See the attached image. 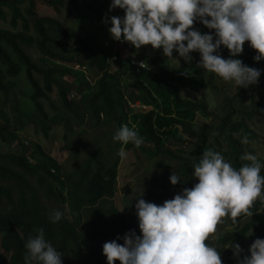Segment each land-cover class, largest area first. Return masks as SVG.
I'll use <instances>...</instances> for the list:
<instances>
[{"label":"trees","instance_id":"1","mask_svg":"<svg viewBox=\"0 0 264 264\" xmlns=\"http://www.w3.org/2000/svg\"><path fill=\"white\" fill-rule=\"evenodd\" d=\"M42 5L56 13L61 9L81 14L94 10V16H103L98 0H0V22L6 25H0V96L4 103L13 99L16 77L24 73L31 99V107L25 111L17 102L12 103L13 123L0 105V140L7 144L17 141L21 150L0 151V264H25V242L39 227L63 254L62 264H107L102 254L104 242L123 236L129 229L140 234L137 217L119 211L114 200L119 148L135 150L148 160H160L161 174L154 175L152 188L144 189L145 200L156 204L197 182L192 166L206 149L219 152L236 168L248 163L240 157L253 154L254 143L260 140L254 118H264V59L254 61L255 50L244 45L237 58L262 70L258 83L237 88L230 98L222 97L219 113H211L209 100L221 96L233 81L226 82L201 68L200 56L191 53L192 63L180 57L176 66L154 70L162 58L144 61L130 54L99 53L56 15L40 13ZM221 55L227 58L229 54ZM79 67L89 71L93 83ZM60 73L72 75L73 80L62 79ZM203 89L206 93L200 97L184 94L186 90L199 93ZM70 90L77 95L76 101L69 99ZM51 95L56 96V102ZM246 95L249 103L243 104ZM136 102L147 108L128 113V104ZM198 113L210 117L209 121L193 122ZM85 119L90 129L82 127L80 131L93 133L89 140L92 147L78 139L68 171H63L61 163L40 143L24 141L18 132L25 123H35L46 136L54 124L63 122L65 142L74 125L82 126ZM122 124L135 125L144 137L139 148L132 143L112 142L114 132L104 130L112 125L118 130ZM245 134L248 144L241 143ZM171 139L188 143L189 149L170 148L167 144ZM170 161L175 163L173 167L164 165ZM172 171L183 182L172 185ZM54 209L64 213L56 223L49 220ZM251 211L252 216L242 215L236 224L225 217L209 237L207 243L218 251L224 248L223 264H236L231 248H226L231 242L239 243L246 255L254 239L264 238V201L257 200Z\"/></svg>","mask_w":264,"mask_h":264},{"label":"clouds","instance_id":"2","mask_svg":"<svg viewBox=\"0 0 264 264\" xmlns=\"http://www.w3.org/2000/svg\"><path fill=\"white\" fill-rule=\"evenodd\" d=\"M116 8L123 10L122 17L102 18L111 24L112 39L136 49L146 45L162 48L165 57L176 58L175 50L187 64L192 63L191 53L198 52L201 68L226 82L233 81L237 88L258 83L262 70L237 57L247 42L256 52L253 60L264 59V0H111L109 12ZM196 22L211 31L202 33ZM221 46L228 50L227 58L221 55ZM112 139L137 148L144 143L135 126L127 124ZM249 142L245 134L241 143ZM118 155L124 158L125 150L121 148ZM240 160L248 163L236 168L219 152L206 149L193 163L192 176L197 182L191 187L182 188L162 204L146 201L142 193L134 205L140 234L129 229L104 242L102 254L107 264H223L218 248L207 243L209 237L225 217L236 224L242 215H253L257 200L264 201L262 164L250 153ZM169 181L172 185L183 182L173 171ZM63 216L54 209L49 220L56 223ZM34 231L24 245L25 264H62L63 254L45 238L44 229ZM226 248H231L236 264H264V238L254 239L246 255L239 243L231 242Z\"/></svg>","mask_w":264,"mask_h":264},{"label":"rangeland","instance_id":"3","mask_svg":"<svg viewBox=\"0 0 264 264\" xmlns=\"http://www.w3.org/2000/svg\"><path fill=\"white\" fill-rule=\"evenodd\" d=\"M98 3H102L101 6V12L103 13L102 17L97 18L94 16L95 11H89L81 14L80 12H68L64 9H61L58 13L52 11L51 8L47 6H40V13L43 14H52L56 15L57 18H59L63 23L67 24L70 28V30H73V32L78 33L79 35L85 37L90 41L94 46L95 49L101 53L105 52L109 55H120L121 57H125L126 55L130 54L137 57V59L144 58V61H147L149 58L158 57L159 59L162 58V63L154 68V70H159L161 67H174L177 65L179 61V56L173 51V57H165L161 49H153L151 45L141 46L139 49H136L132 47V45L128 42H120L116 41L111 38L108 28L111 27L110 23H104L102 22V18L107 16H113V15H119L123 16L124 12L122 9L116 8L113 9L111 12H109V4L111 3V0H98ZM97 15V13H95ZM0 25L6 26L4 23L0 22ZM195 27L201 31L202 33L209 32L211 30L207 29L204 25L200 23H195ZM248 44L245 42V45ZM220 53H223L224 55L229 54L228 50L221 46ZM143 54V56L141 55ZM192 54L199 55L198 52H192ZM75 68H78L75 66ZM82 70L85 71V75L87 78L93 83V79L91 75L89 74V71L85 67H79ZM24 73H20L19 76L16 77L17 80V87L15 90V96L13 99L7 100L6 103L3 102L4 98L0 96V105L3 106L4 110L8 114V117L11 119L12 123L14 122L13 115L15 114V111L13 110L12 103H18L19 107H21L23 110L24 108H30L31 107V99L28 96L29 93V87L26 82ZM62 79L67 80L68 82H71L73 80V76L67 73H60L59 74ZM206 89L201 90L199 93H193L188 90L184 92L186 94L185 96H188L189 98L196 96L200 97V95H205ZM235 93H237V86L234 82H232L222 93L221 96L218 97H212L209 100L208 103V110L209 112H218L220 111V107L222 106V97H232ZM69 99L71 101L77 100V95L74 91L70 90L69 93ZM208 97V96H207ZM17 98V101L16 99ZM51 98L54 102H56V96L51 95ZM239 102V101H238ZM243 104H248L249 100L247 95L245 98L242 99ZM137 105H132L129 103V109L130 112L133 110H144L147 107L141 106L139 103L136 102ZM46 109H49V105H45ZM128 108V107H127ZM25 111V110H24ZM13 117V118H12ZM35 118L34 116H32ZM203 121H209L210 117H207L206 115H202L201 113L197 114V119H193V122L199 123ZM254 125L255 129L260 134V140L258 142L254 143V152L253 155H255L257 158L262 161L264 160V118L261 116L256 115L254 118ZM73 132L68 133L67 140L63 142L62 136L64 133V124L63 122H59L54 124V127H51L49 130L48 135H44L41 127L39 124L35 128V123H25L23 129H21L19 134L22 138H24V141L32 140L40 143L42 147L49 152L51 156H53L59 163H61L62 170L68 171L72 168V158L74 153H76L75 150H77L78 139H83L87 142L92 138L93 133L86 131V133H81L82 127L86 128L87 130L90 129V125H88L87 119H85L84 123L81 125H74ZM135 125H132V127ZM35 129L37 131H35ZM104 130L110 131V132H116L115 126H109L106 127ZM102 131V130H101ZM99 132V131H98ZM112 142L113 139L111 138ZM111 142V143H112ZM65 143V147L63 144ZM89 146L92 147V144L89 142ZM170 148L176 150L177 148H185L189 149L188 143H181L179 141L170 140L167 144ZM124 149V148H123ZM119 150H121L119 148ZM118 150V151H119ZM126 156L124 158H121L119 156V162H118V169H117V176H116V195H115V202L117 203L118 207L121 209L124 207L122 213L125 215H135V203L137 198H139L142 193V198L145 199L147 196L144 192V189L152 188L153 186V177L154 175H160L161 171L159 169L160 160L159 159H151L148 160L144 154H137L136 151L130 149L126 150ZM0 151L2 152H20V147L17 144V141L7 144L0 140ZM78 153L83 156V151L79 150ZM165 166H174L175 163L173 161L165 162ZM161 190V189H160ZM224 249V248H223ZM223 249H219V252L221 253L224 251Z\"/></svg>","mask_w":264,"mask_h":264},{"label":"built area","instance_id":"4","mask_svg":"<svg viewBox=\"0 0 264 264\" xmlns=\"http://www.w3.org/2000/svg\"><path fill=\"white\" fill-rule=\"evenodd\" d=\"M139 64H140L141 66H143V65H144V63H142V62H139Z\"/></svg>","mask_w":264,"mask_h":264}]
</instances>
